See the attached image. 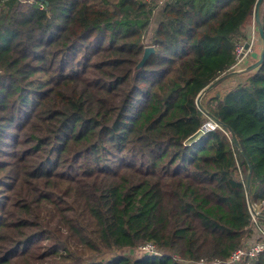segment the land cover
Segmentation results:
<instances>
[{
	"label": "trees",
	"instance_id": "trees-1",
	"mask_svg": "<svg viewBox=\"0 0 264 264\" xmlns=\"http://www.w3.org/2000/svg\"><path fill=\"white\" fill-rule=\"evenodd\" d=\"M256 1L0 0V264L222 263L248 200L264 228V62L201 100L249 196L226 128L192 142Z\"/></svg>",
	"mask_w": 264,
	"mask_h": 264
},
{
	"label": "water",
	"instance_id": "water-1",
	"mask_svg": "<svg viewBox=\"0 0 264 264\" xmlns=\"http://www.w3.org/2000/svg\"><path fill=\"white\" fill-rule=\"evenodd\" d=\"M264 0H257L253 11H252V28L253 31H255V33L258 35L260 41H261V47L259 50V54L258 57L255 59L254 62H245L243 63L241 66L236 67V68H232V70L226 74H223L222 76L218 77L216 80H214L212 83H210L208 86H206L197 96L196 98V106L197 108L212 122H215L218 126H222L224 128H226L231 137H232V141L234 143V145L239 149V145L238 142L236 140V137L234 136L232 130L226 126H224L222 123H220L217 119H215L212 115H210L202 106L201 104V100L203 98V96L210 92L211 90L215 89L216 87H218L221 83H223L224 81L233 78V77H239V78H245L244 76H246L247 74L258 70L261 65L264 62V31L262 28V24H261V20H260V7L262 5ZM249 44L245 43L244 44V49H248ZM153 52V48H146L144 50L143 56L140 59V61L138 62V64L135 66L134 71H138L140 70L144 64L146 63L150 53ZM241 155L244 158V161L248 167V172H247V179H246V188L248 191V196H249V190H250V181H251V175H252V168L250 166V163L248 161V159L244 156L243 152L239 149ZM248 208L249 210L252 211V204L251 202L248 200ZM253 213V211H252Z\"/></svg>",
	"mask_w": 264,
	"mask_h": 264
},
{
	"label": "built area",
	"instance_id": "built-area-1",
	"mask_svg": "<svg viewBox=\"0 0 264 264\" xmlns=\"http://www.w3.org/2000/svg\"><path fill=\"white\" fill-rule=\"evenodd\" d=\"M153 1H157L159 4H164L165 2L169 0H148V2H153ZM243 48H244L243 44L238 45L236 47V64L233 66V68H236L242 65L243 59L242 60L240 59V54L243 53V56H244L245 52L243 50L245 49ZM216 129H221V127H219L215 122L210 121L206 123L198 131L195 137L198 139L202 135L206 134L207 132L215 131ZM263 204L264 202L262 203V205ZM252 211L249 210L251 218H252V223H253L252 235L248 239H246L239 248H237L235 251L232 252L231 256L229 257L227 261L222 262V263L214 262L212 264H240L245 260L255 259L259 255L264 253V229L260 227V225L257 222L259 211L254 205H252ZM139 250L140 251L151 250L152 253L154 252V248L151 245L139 247Z\"/></svg>",
	"mask_w": 264,
	"mask_h": 264
},
{
	"label": "rangeland",
	"instance_id": "rangeland-1",
	"mask_svg": "<svg viewBox=\"0 0 264 264\" xmlns=\"http://www.w3.org/2000/svg\"><path fill=\"white\" fill-rule=\"evenodd\" d=\"M159 20H160V12L157 11L156 14H154V16L152 18L153 29L155 27H157ZM241 34L243 36V42H242L243 47H244L245 43L249 44L248 49L243 50L245 52L244 56H243V53L240 54V59L241 60L243 59L242 64L245 62H254L255 59L258 57L260 46H259V43L257 40V35H256L255 31H253L252 24L243 27ZM245 81H246L245 78L234 77L230 81H227L225 83L220 84L219 87L217 88V91H219V92L228 91V90L232 89L234 86H236L237 84H244ZM197 140L198 139L196 138V139L192 140V142H196ZM153 253H155V252H153ZM133 254L137 255V256H141L143 254H152V251L151 250H146V251H140V250L137 251L136 250L135 252H133Z\"/></svg>",
	"mask_w": 264,
	"mask_h": 264
},
{
	"label": "crops",
	"instance_id": "crops-1",
	"mask_svg": "<svg viewBox=\"0 0 264 264\" xmlns=\"http://www.w3.org/2000/svg\"><path fill=\"white\" fill-rule=\"evenodd\" d=\"M249 63V62H248ZM264 229V228H263Z\"/></svg>",
	"mask_w": 264,
	"mask_h": 264
}]
</instances>
